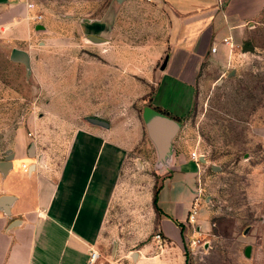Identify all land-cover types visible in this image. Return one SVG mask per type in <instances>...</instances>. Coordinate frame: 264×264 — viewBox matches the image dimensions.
Masks as SVG:
<instances>
[{
  "label": "crops",
  "instance_id": "obj_1",
  "mask_svg": "<svg viewBox=\"0 0 264 264\" xmlns=\"http://www.w3.org/2000/svg\"><path fill=\"white\" fill-rule=\"evenodd\" d=\"M40 1L0 0V44L26 53L37 51L36 43L43 49L60 39L58 32L42 27V9L56 17V0H49V8ZM263 14L264 0H113L97 18L81 20L70 51L81 52L87 85L107 90L91 99L97 106L65 117L52 106L56 63L50 59L46 68L36 52L33 63L27 53V62L10 57L18 70L36 76L37 99L40 88L47 89L46 112L38 119L48 114V141L57 135L51 129L58 122L71 131L59 165L38 154L44 134L35 120L28 123L30 133L19 125L6 134L11 144L0 156V198L10 201L0 205V264H92L101 259L108 234L120 232L157 230L169 244L166 249L183 248L190 226L204 224L205 213L198 209L194 223L188 222L202 192L201 164L191 158L195 152L182 147L179 128L159 150L147 122L162 118L179 126L196 90L220 81L236 49L241 46L243 52L248 27L254 28ZM44 71L48 83L41 79ZM30 82L26 89L34 86ZM121 88L135 92L122 98ZM41 102H35L38 108ZM153 164L161 173L146 176L144 168ZM110 239L116 254V239ZM148 247L128 254L136 264H150L156 257L145 255ZM91 252L97 254L93 262Z\"/></svg>",
  "mask_w": 264,
  "mask_h": 264
},
{
  "label": "rangeland",
  "instance_id": "obj_2",
  "mask_svg": "<svg viewBox=\"0 0 264 264\" xmlns=\"http://www.w3.org/2000/svg\"><path fill=\"white\" fill-rule=\"evenodd\" d=\"M112 1L56 0L58 12L54 18L42 9L46 19L42 27L58 32L60 39L48 41L51 45L43 49L36 43L37 51L26 49V53L33 63L36 52L46 68L50 59L56 63V99L52 106L63 117L97 106L91 104V99L107 90L98 88L94 82L89 81L87 85L81 77V52L71 55L70 51L71 47H76L71 44L78 41L76 33L81 20L97 18V13ZM40 2L49 8V0ZM51 19H56V24H51ZM248 30L247 41L252 49L242 52L241 46L237 48L220 81L197 89L190 110L179 120L182 147L188 153L201 156L202 192L198 190L196 199L199 200L198 212L205 213L204 224L195 222L190 226L189 236L180 249H166L169 244L157 230L108 234L101 259L92 264H136L128 253L144 245L149 246L145 255L156 257L150 264H185V261L186 264H264V175L261 174L264 165V14L254 28L250 25ZM17 50L25 51L22 47ZM10 52L0 44V156L6 154L4 150L11 144L5 141L6 134L19 125L30 133L28 123L35 120L44 134L45 144L37 143L38 154L59 165L71 130L62 123L59 126L58 122L57 127L54 125L51 129L57 135L48 141V114L38 119V114L46 112L43 103L47 89L40 88L42 102L38 108L35 102L39 100V84L33 81L36 76L30 70H18L16 62L10 59ZM41 74V79L48 83V71ZM209 80H212L210 75ZM30 81L34 86L26 89ZM24 90V95H17ZM120 90L122 98L129 96L130 91L135 92V89ZM49 143L57 147V151L50 150ZM45 170L47 168L42 169ZM160 171L154 164L144 168L146 176ZM110 238L116 239L119 249L116 254Z\"/></svg>",
  "mask_w": 264,
  "mask_h": 264
},
{
  "label": "water",
  "instance_id": "obj_3",
  "mask_svg": "<svg viewBox=\"0 0 264 264\" xmlns=\"http://www.w3.org/2000/svg\"><path fill=\"white\" fill-rule=\"evenodd\" d=\"M250 43H245L242 50H251ZM10 57L14 61H24L27 62V55L23 51L13 50L10 54ZM232 74V73H231ZM91 121L95 123H99L102 125H106V123L100 119L91 118ZM179 126L167 119L162 118H151L147 122V131L151 138L156 142L159 150H162L167 142L173 137V135L177 132ZM10 201V197H1L0 205L5 206ZM247 251H245V254ZM133 257H135V253H133Z\"/></svg>",
  "mask_w": 264,
  "mask_h": 264
},
{
  "label": "built area",
  "instance_id": "obj_4",
  "mask_svg": "<svg viewBox=\"0 0 264 264\" xmlns=\"http://www.w3.org/2000/svg\"><path fill=\"white\" fill-rule=\"evenodd\" d=\"M40 17L37 16L36 19H39ZM224 43H227V40H223ZM212 51H215L214 48L211 49ZM191 158L193 160H195L196 163H199L201 161V156H197L195 153H191ZM22 168L24 170H26L25 166H22ZM261 174L264 175V165L261 167ZM197 199H195L194 203H193V211L190 213L189 218H188V222L190 224L194 223V220L192 219V216L194 215L195 211H197V207H198V203H197ZM156 239L160 240V236L156 235ZM97 258V254L95 252H91L90 255V262H93L95 259Z\"/></svg>",
  "mask_w": 264,
  "mask_h": 264
},
{
  "label": "trees",
  "instance_id": "obj_5",
  "mask_svg": "<svg viewBox=\"0 0 264 264\" xmlns=\"http://www.w3.org/2000/svg\"><path fill=\"white\" fill-rule=\"evenodd\" d=\"M156 199H157V188H156L155 193H154V196H153V205H154V208H156ZM185 264H186V261H185Z\"/></svg>",
  "mask_w": 264,
  "mask_h": 264
}]
</instances>
